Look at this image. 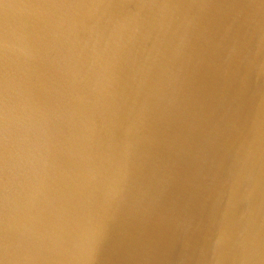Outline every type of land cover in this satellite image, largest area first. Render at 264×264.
Returning a JSON list of instances; mask_svg holds the SVG:
<instances>
[{"label": "water", "instance_id": "water-1", "mask_svg": "<svg viewBox=\"0 0 264 264\" xmlns=\"http://www.w3.org/2000/svg\"><path fill=\"white\" fill-rule=\"evenodd\" d=\"M0 264H264V0H0Z\"/></svg>", "mask_w": 264, "mask_h": 264}]
</instances>
